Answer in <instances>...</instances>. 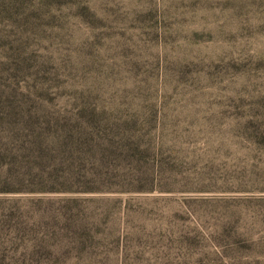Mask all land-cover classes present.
<instances>
[{"label":"rangeland","instance_id":"1","mask_svg":"<svg viewBox=\"0 0 264 264\" xmlns=\"http://www.w3.org/2000/svg\"><path fill=\"white\" fill-rule=\"evenodd\" d=\"M0 264H264V0H0Z\"/></svg>","mask_w":264,"mask_h":264}]
</instances>
